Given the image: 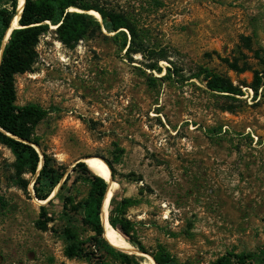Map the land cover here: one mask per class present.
<instances>
[{"label": "rangeland", "instance_id": "374dc122", "mask_svg": "<svg viewBox=\"0 0 264 264\" xmlns=\"http://www.w3.org/2000/svg\"><path fill=\"white\" fill-rule=\"evenodd\" d=\"M91 1L133 15L144 53L127 57L105 30L73 47L59 42L53 27L40 38L32 70L15 78L16 104L48 112L35 130L40 155L72 178L52 205H42L36 175L21 171L0 143V264H98L65 255V228L74 226L82 240L93 236L83 211L70 222L62 215L66 197L77 205L87 196V184L72 172L87 157L113 165L110 203L132 201L125 217L147 255H131L142 264H151L147 257L154 260L160 246L180 264L259 254L264 88L255 97L247 87L253 73H237L227 61L262 68L264 0ZM160 54L170 60L159 63L161 74L146 68ZM200 68L240 86L239 113L223 112L226 100L193 78Z\"/></svg>", "mask_w": 264, "mask_h": 264}, {"label": "trees", "instance_id": "16d2710c", "mask_svg": "<svg viewBox=\"0 0 264 264\" xmlns=\"http://www.w3.org/2000/svg\"><path fill=\"white\" fill-rule=\"evenodd\" d=\"M17 7L18 0H0V54L6 35L10 27L12 28ZM71 8L77 12L70 11ZM89 11L99 13L102 21L90 15ZM19 25L20 28L14 29L8 38L0 61V143L12 151L21 171L37 175L41 156L32 144L40 146L35 130L47 117L48 112L35 104L17 106L15 78L32 70L38 58L36 47L40 38L48 34L52 27H57L54 34L58 41L67 47H73L86 38L103 35L105 30L108 34H114L110 39L122 51H126L127 57L143 54L144 50L138 23L133 15L101 7L91 0H26ZM163 60L170 61L167 56L160 54L156 59H152L153 62L146 68L161 74L163 68L159 63ZM227 63L229 69L237 73L247 71L253 73L252 82L247 87L254 92L255 97H258L260 90L264 88V58L260 70H254L246 63L241 66L238 60ZM171 69L166 68L168 74L172 72ZM193 78L203 81L212 93L219 94L226 100L221 108L223 112L237 114L243 109L242 100L239 98L244 96V92L227 76L209 68H200L199 73ZM43 157L44 163L34 183V193L38 200L47 201L58 186L60 192L66 189L72 174H66L61 169L62 166L53 164L55 160L45 151ZM90 158L110 179L112 175L111 180L114 181V168L111 162L105 160L106 164L99 157ZM72 172L80 175L88 186V192L85 199L77 205L73 204L70 197H66L62 215L70 222L73 215L83 211L82 224L93 233V236L82 240L74 226L65 228L66 257L90 263L97 260L98 264H111L106 260V257H111L121 264H142V258L121 252L107 237H103L105 234L101 209L111 196L112 185L94 175L84 162H78ZM52 203L53 200H50L47 206ZM131 203L129 199L116 203V199L112 198L108 207V222L133 247L147 253L133 237L135 231L133 222L125 217V210ZM47 206L41 208L45 215ZM152 256L156 264H180L179 260L162 246ZM257 261L264 264V247L259 254L227 252L212 264H255Z\"/></svg>", "mask_w": 264, "mask_h": 264}, {"label": "bare ground", "instance_id": "6f19581e", "mask_svg": "<svg viewBox=\"0 0 264 264\" xmlns=\"http://www.w3.org/2000/svg\"><path fill=\"white\" fill-rule=\"evenodd\" d=\"M25 4V0H18V7H17V16L14 17L13 20V25L12 28H18L19 27V18H20V14L21 11L23 10V6ZM70 11H76V9L71 8ZM90 15L94 16L95 18H97L98 20H101V16L99 15V13L95 12V11H89L88 12ZM55 28V27H53ZM6 40V39H5ZM4 40V42H5ZM85 164L88 166V168L90 169V171L96 175L99 176L101 178H103L107 183H109L110 185H113L115 187L114 181L111 180L112 179V175H111V179L104 173V171L99 168L94 161H92L91 159H84ZM104 166V165H103ZM42 167V160L40 161L39 164V169ZM105 167V166H104ZM106 168V167H105ZM58 186L54 192L52 193L51 197L49 200H51L58 192L59 190ZM112 196V195H111ZM111 196L109 197V199L103 204L102 210H101V220L103 223V228H104V238L107 237L113 244L114 246L119 249L121 252L123 253H127V254H139L141 255V253L135 249V247H133L128 241H126L120 234H118L109 224L108 222V207L110 203V199ZM37 199V198H36ZM39 201L40 204L42 205H46L48 203V201ZM151 264H156L155 261L150 258L147 257Z\"/></svg>", "mask_w": 264, "mask_h": 264}, {"label": "water", "instance_id": "95a60500", "mask_svg": "<svg viewBox=\"0 0 264 264\" xmlns=\"http://www.w3.org/2000/svg\"><path fill=\"white\" fill-rule=\"evenodd\" d=\"M25 3H26V0H25ZM24 6H25V4H24ZM24 6H23V9H24ZM22 12H23V10L21 11V14H20V18H19V20L21 19V16H22ZM15 16H17V12H16V14H15ZM14 16V17H15ZM100 21H102V18H101V20ZM19 24V23H18ZM18 28H20V25H19V27ZM18 28H14V29H18ZM57 27H55L54 29H56ZM13 28H11L10 27V29H9V31H8V33H7V35H6V40H5V42L3 43V45H2V50H1V54H0V61H1V58H2V52H3V50H4V47H5V44H6V42H7V40H8V38L10 37V35H11V33H12V31L14 30ZM32 146L37 150V152L40 154V151H39V148H38V146L36 145V144H32ZM41 156V160H42V166H43V163H44V157H43V155H40ZM90 157H87V158H85V159H89ZM104 161V160H103ZM81 162H84V159L83 160H81ZM105 162V161H104ZM85 163V162H84ZM106 163V162H105ZM107 164V163H106ZM42 169V167L40 168V170ZM40 170H38V173H37V175H36V178L39 176V172H40ZM65 179V178H64ZM64 179H63V181H64ZM38 200V199H37ZM50 201V200H49ZM48 201V202H49ZM102 207H103V205H102ZM102 210V209H101ZM102 221V220H101ZM102 226H103V223H102ZM103 237H104V235H103ZM140 253H141V255H143V256H145V255H147L146 253H144V252H142V251H140V250H138Z\"/></svg>", "mask_w": 264, "mask_h": 264}]
</instances>
